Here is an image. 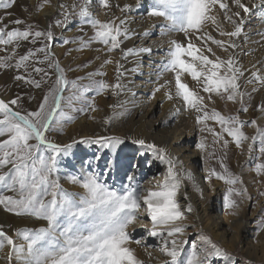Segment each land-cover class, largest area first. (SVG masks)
<instances>
[{"label":"snow or ice","instance_id":"1","mask_svg":"<svg viewBox=\"0 0 264 264\" xmlns=\"http://www.w3.org/2000/svg\"><path fill=\"white\" fill-rule=\"evenodd\" d=\"M98 2L105 10V15L113 7L125 15H113L110 19L102 21L90 10L93 0H73L72 4L60 3L54 24L49 23L43 30H36L35 25L22 19L11 20L8 25L0 27V45L4 46L0 51L10 53L4 56L0 66L15 70L13 80L17 82V87L27 86L43 92L42 99L31 111L24 109V97L19 93L8 99L0 98V185L15 194L0 196V205L6 212L16 216H30L46 221L45 227L16 229L13 235L6 233L3 225H0V253H4L5 248L8 249L3 257L8 264H12L13 259L17 264H144L132 245H143V236L136 239L133 233L142 223L141 217L146 216L150 220L151 228L145 225V233L148 237L159 240L160 251L167 258L163 264H217L221 259L230 260L231 257L225 250L202 233L197 236L199 245L192 243L191 252L185 255L189 240L186 238L187 228L184 222L188 219L186 212L190 213L192 207L189 204L186 210L182 211L177 196L182 179H191V174L185 171L183 162L172 156L164 147L148 143L143 138L131 140L132 144L147 149L154 159L167 165L163 180L153 188L138 190L132 187L134 175L126 176L129 187L123 193L107 188L100 182V176L105 173L98 175L92 171L93 163L95 162L98 168L102 160L105 161V170H111L112 165L107 160L106 153L95 155L93 160L82 161V170L86 163L89 171L81 176H72L71 183L79 185L82 189L79 197L64 192L58 180L52 178L58 172V158L62 154L67 156L74 144L98 145L99 149L112 153L125 144L124 138L114 135L84 137L63 145L50 139L49 133L54 130V124L72 119L61 108L65 90L69 87L73 90L69 101L81 99L84 93L94 89L98 95L106 90H112L114 95L119 94V91L125 88L121 80L127 72L122 70L121 60H127L130 56H151L153 52L152 47L146 46L122 47L135 35H150L147 30L138 34L129 27L127 14L133 7L140 9L143 6L142 0H136L135 5L125 3L122 6L113 5L111 0ZM15 4L16 0H0V9H10ZM45 5L51 6V0H43L37 7V12ZM217 5V13H222L224 21L232 25L231 31L220 27L217 14L213 13ZM231 5L227 0H152L151 6L144 14L149 18H162L166 22L161 25L162 35L181 33L186 43L176 39L169 40L170 47L158 74L159 78L164 72L173 73L174 94L171 90L172 80L163 83L157 81L150 98L155 99L156 93L163 89L168 100L181 101L185 112L195 114V124L201 126V132L211 133L216 138L214 143L222 141V149L226 150L229 145V140L223 137V133H226L242 153L245 144L251 153L254 145L258 143L257 159L264 161V129L257 125L255 119L247 122V126L256 129V135L250 137L243 130L246 122L239 118V113L247 114L252 106V94L264 90V75L259 69L252 71L251 76L246 78V83L253 87L251 91H242L240 81L245 78L246 70L234 56L237 48L235 39L244 33L246 17L252 14L253 8H264V0H259V4L253 2L251 5L243 0H231ZM24 10L27 11L26 6ZM6 15L11 13L7 12ZM73 18L78 20L80 31H83V26H87L92 29V35L78 41L62 39L61 45L78 43L80 47L77 51L89 49L93 43L101 45L102 47L96 50L105 51L109 57L103 60L101 67L115 64V84L101 80L81 86L79 80L83 78L72 82L67 80L66 69L61 66L59 58L52 50L56 40L53 29L66 30ZM207 22L216 27L219 36L229 39H215L205 34L203 28ZM9 25L25 27L10 28ZM193 37L201 42L199 46L192 42ZM207 41L228 53L227 59L216 55L213 49L207 46ZM25 44L40 46L26 48L24 53H19L18 50ZM118 50L121 54L120 60L114 61L111 56ZM205 52L215 58L210 59ZM84 67L88 65L85 64ZM256 67L254 64L253 68ZM131 71L135 72L137 69L133 68ZM96 75L104 76L106 73L90 72L88 78ZM185 75L196 82V88H190L188 83L184 82ZM45 87L47 91H44ZM201 93L208 94V103L215 102L214 94L233 104L239 103L241 107L237 115H222L215 108L208 109L206 98ZM246 96L248 106H245ZM28 98L35 99L30 93ZM80 111L97 112L99 109L93 103L86 102V107ZM176 111L179 113L180 109ZM257 111L264 118V103L257 106ZM110 121L111 117H106L103 123L107 125ZM208 121L218 124L221 132L209 127ZM197 147L201 151L205 150L204 143L198 144ZM226 155L225 151V158ZM220 166L223 174L212 169L209 177H215L229 186L224 196V204L227 209H236L239 205L234 197H251L248 196L246 187H236L237 184L242 185L243 181L229 171L223 159ZM255 172L257 176L264 175V162L255 164ZM184 195L187 199V193ZM260 195L264 196V192H260ZM231 214L237 213L233 211ZM14 237H22L24 243L18 244ZM144 247L147 251V246ZM148 255L151 257L150 252Z\"/></svg>","mask_w":264,"mask_h":264},{"label":"bare ground","instance_id":"2","mask_svg":"<svg viewBox=\"0 0 264 264\" xmlns=\"http://www.w3.org/2000/svg\"><path fill=\"white\" fill-rule=\"evenodd\" d=\"M37 1H32L34 11L45 27L52 22L53 18L57 17L60 3L72 4L73 2V0H51V6L45 5L42 10L37 12V7L43 3V0ZM227 2L232 6L231 0H227ZM243 2L249 5L253 2L259 4V0H243ZM111 3L121 6L125 3L135 5L136 0H111ZM142 3L143 6L140 9L137 10L133 7V10L127 14L129 27L138 34L147 30L150 35L148 37L135 35L132 39L126 41L122 47H152L151 56H130L127 60H121L123 64L122 70H127V72L121 80L125 88L123 91H119V94L114 95L112 90H106L98 95L94 89L91 92L84 93L81 99L69 101V97L73 95V90L70 87L66 89L63 94L64 100L61 102V108L72 119L61 120L59 124H54V130L49 133L50 139L62 145L71 144L74 139L78 141L84 137L98 135L119 136L125 139V144L121 145L115 153L99 149L98 145L74 144L67 156L62 154L58 158V172L52 178L58 180L64 192L70 193L74 197H79L82 194V189L79 185L71 183L72 176H81L84 172L89 171L86 163L82 170V161L93 160L95 155L106 153L107 160L112 165L111 170H105V161L102 160L98 168L95 166V162L93 163L92 171H95L98 175L101 172L105 173L100 176V182L107 188L123 193L129 187L127 175H134L135 177L132 187L138 190L153 188L158 182L163 180L164 175H166L167 165L154 159L147 149H142L139 145L131 143L132 139L143 138L148 143H155L160 147L166 148L172 156L183 162L185 171L191 174V179H182L180 193L177 196L182 211L186 210L189 204L192 207L190 213L186 212L188 217L184 222L186 228L193 226L204 232L206 231L217 239L224 249L239 250L242 248L250 261L264 263V240H261L257 245L250 240L249 223L245 219V212L239 210L236 215H232L233 211L225 207L224 199L221 197L223 190L222 181L217 180L215 177H209V172L212 170V166L216 165V162L208 159L197 147L198 144L202 143L203 134L200 131L201 126L195 124V114L185 112L181 101L177 99L168 100L164 95L163 89L161 92L156 93L155 99L150 98L157 81L163 83L166 80H172L171 90L174 94L173 73L164 72L163 76L159 78L158 74L170 47L169 40L176 39L183 43H186V41L181 33L162 35L161 25H165L166 22L162 18H149L144 14L145 10L151 6L152 0H142ZM218 8L219 5L213 10V13L217 14L220 27L225 31H231L232 25L224 21L222 13H217ZM90 10L96 18L102 21L110 19L113 15H125L115 7L105 15V10L100 7L98 0H93ZM77 25L78 20L73 18L72 23L68 25L66 30L56 28L59 34L58 40L52 46V50L59 58L61 66L66 69L67 80L72 82L77 81L78 78H83L79 80L81 86L101 80L109 84H115V64L101 67L103 60L109 58L105 51L96 50L101 48V45L93 43L89 49L84 51H77L80 47L78 43L66 46L61 45L62 39L77 41L80 39L73 38L78 34ZM244 28V33L238 39H235L237 48L234 51V56L238 60L239 65L246 70L245 78L240 81L241 90L251 91L253 85L247 84L246 78L250 77L251 72L257 69L264 75V35H262L264 34V8H253L252 14L246 17ZM86 32H88V35L85 39L92 35V29L86 27ZM203 32L213 36L215 39H229L228 37L219 36L216 27L211 22L205 24ZM192 42L198 46L201 44L194 37ZM207 46L211 47L216 55L227 59L228 53L218 49L211 41H207ZM229 51L231 52L232 50L230 49ZM68 53L71 54L69 55ZM205 54L209 55L210 59L215 58L207 52ZM120 57L119 50L111 56L114 61L120 60ZM85 64L88 67H84ZM254 64L257 66L256 68H253ZM133 68H136L137 71H131ZM98 71L105 72L106 75H96L91 79L88 78V73ZM183 80L188 83L190 88H196V82L192 81L189 76L185 75ZM11 82L12 80L8 79L5 83L11 87ZM256 86L259 87V85ZM201 94L205 96V102L208 104L209 110L215 108L218 111L222 109L228 111L235 110V108L241 106L239 103L233 104L226 99L222 100L214 94L213 100L215 102L208 103V94ZM12 96V93L8 97L1 95L4 99ZM32 96L35 99L31 100L30 108L34 110L42 99V93H34ZM245 99H248V97L246 96ZM86 102L93 103L99 111L82 113L80 109L86 107ZM262 103H264V90L253 93L252 106L249 107V112L244 116V119H249L251 117L250 112L255 111L254 114L257 117L255 120L260 128L264 127V118L257 111V106ZM110 105L113 107H110ZM177 109H180L179 113H177ZM90 117H95V119H90ZM106 117H111V121L107 125L103 123ZM208 123L219 126L212 121H208ZM251 131L252 135L256 132V129ZM231 148L234 150V162L238 163L239 166L244 165L245 168H248L258 160L257 145H254L251 153L247 150V144L244 145L243 153L236 147L231 146ZM244 175H251V173L244 172ZM253 189L255 190V188ZM185 193H187V199H185ZM141 221L142 223L137 226L133 235L136 239H141L143 236V245L137 246L133 244L132 247L136 249L138 258L144 264H163V261L167 258L160 251L159 240L148 237L145 233V225L151 228L150 220L146 216H142ZM0 225L5 227L8 234L13 235L16 229H39L41 226H46V221L30 216H16L6 212L3 206L0 205ZM15 239L18 244L24 243L22 237ZM144 246H147V251H145ZM7 251L8 249L5 248L4 253H0V264H8L7 260L3 258ZM149 252L151 257L148 255ZM187 254L189 252L185 249V255ZM12 264H17V261L13 259ZM225 264L241 263L235 262V259L231 257L230 260H225Z\"/></svg>","mask_w":264,"mask_h":264},{"label":"rangeland","instance_id":"3","mask_svg":"<svg viewBox=\"0 0 264 264\" xmlns=\"http://www.w3.org/2000/svg\"><path fill=\"white\" fill-rule=\"evenodd\" d=\"M32 1H35V0H16V4L14 7L10 8V9H0V21H2V23H0V27H3L4 25H8L9 21H11V20L22 19V20H25L27 23H31V24L35 25L36 30H43L44 28H46L44 26L42 20L36 16L37 14H35ZM37 2H39V0ZM25 6L27 8V11L24 10ZM7 12H10L11 15H6ZM56 18L57 17L53 18L51 23L54 24ZM9 27L10 28H16V27L23 28V27H25V25H20V26L9 25ZM77 27H78V29L81 27L79 25V22H78ZM86 27L87 26H83V31L78 30V34L76 36H74L73 38H76V39L84 38L85 39L88 35V32H86ZM53 31H54V34L56 36V40H55V42H56L58 40L59 34L57 33L56 28H54ZM54 43H53V45H54ZM39 46H40L39 44H37L35 46L31 45V44H25V46L21 47L18 51H19V53H24L26 48L39 47ZM3 47L4 46L0 45V49H2ZM8 54H10V53H8L6 51H0V65L3 64L4 56L8 55ZM14 74H15L14 69L4 68V67L0 66V84H1L0 85V98H2L1 95H5L6 97H8L9 95H11V93H12V95L19 93L20 95H22L24 97V104H23L24 109L27 111H31L32 110L30 108L31 100H29V98H28V93H30L31 95L34 93H42V95H43V92L41 90H37L35 88H29L27 86L22 87V88L17 87L16 86L17 82H15L13 80ZM8 79L12 80V82L10 83L12 88L10 86L6 85L7 83H5L6 81H8ZM37 79H39V77H37ZM44 91H47V87H45ZM248 103H249L248 99H245V106H248ZM250 103L252 104V100L250 101ZM240 107L235 108V110H228V111H224L225 109H222L220 112L222 115H225V116L237 115ZM254 112L255 111L250 112L251 117L249 119H244V116L247 114L239 113V118L246 122V126L244 127L243 130L250 137L253 135H256V132L251 135V132H252L251 130L252 129L255 130V128L247 126V122H250L253 119H257ZM208 126L214 128L216 132H221L220 126H218V127L214 126L212 123L211 124L208 123ZM261 129H264V127H261ZM202 134H203L202 143L205 144V150L202 152L208 157V159L214 160L216 162V165H215L216 167L212 166V169H215L216 172L223 174V169L220 166V161L223 159V163L225 165H227L229 171L234 176L239 177L240 180L243 181L242 185L237 184L236 187L237 188L249 187V188H247V190H248V196L251 197V199H248V198L241 199L240 197H234V199L237 200L239 207L236 209H230V210L236 211V212H238L240 210L242 212H245L244 213L245 219H246L247 223H249L248 228L250 230V240L253 241L256 245L259 244L261 240H264V196L260 195V192H264V175H261V176L256 175L255 164L259 163V162H264V161L257 160L256 163H254V165H250L248 168H245L244 165L239 166L238 163L234 162L235 161L234 160L235 158L233 155L234 150H232V148H231V146L235 147V144L233 142H231V138L228 137L226 133H223L224 139L229 140V145H228V148L226 150L221 148L222 141L220 143H214V140L216 138L211 133L205 131V132H202ZM257 146H258V143H257ZM225 151L227 153L226 158H225ZM5 171H7V169H5ZM244 172H249V173H251V175H244ZM228 187H229L228 185L223 183V190H222V194H221L222 199H224V196L227 194ZM253 188H255V190ZM2 195H15V194L7 191L3 185H0V196H2ZM246 202H247V204H246ZM41 227H45V226H41ZM3 230L7 233V231L5 230V227H3ZM200 233L210 237L213 240V242H215L223 250H225L230 255V257H233L235 259V262H237V263H241V264H264L261 262L256 263V262L250 261L246 257L242 248H240L239 250L224 249V247L220 245V242L217 241V239H215L208 232H206V231L204 232L201 229L195 228L193 226L188 227V229H187V237L186 238L189 240V245L186 247V249L188 250L189 253L191 252V244L192 243H196L197 245H199V240L197 239V236ZM217 264H225V260L221 259V260L217 261Z\"/></svg>","mask_w":264,"mask_h":264}]
</instances>
